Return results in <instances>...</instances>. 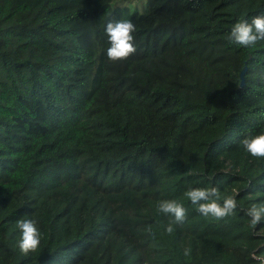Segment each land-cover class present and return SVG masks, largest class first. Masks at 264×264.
I'll use <instances>...</instances> for the list:
<instances>
[{
  "label": "trees",
  "instance_id": "trees-1",
  "mask_svg": "<svg viewBox=\"0 0 264 264\" xmlns=\"http://www.w3.org/2000/svg\"><path fill=\"white\" fill-rule=\"evenodd\" d=\"M136 1L0 0V264L264 261V222L246 215L264 202V158L240 144L264 133V41L228 39L264 0ZM120 20L136 52L112 62L104 29ZM212 187L235 215L185 195ZM22 219L41 232L27 256Z\"/></svg>",
  "mask_w": 264,
  "mask_h": 264
},
{
  "label": "clouds",
  "instance_id": "clouds-1",
  "mask_svg": "<svg viewBox=\"0 0 264 264\" xmlns=\"http://www.w3.org/2000/svg\"><path fill=\"white\" fill-rule=\"evenodd\" d=\"M109 47L106 56L109 61L117 62L126 60L136 52L133 44V33L136 26L130 20L108 22L104 29ZM228 39L231 43L242 47H250L259 41H264V16H256L251 22L244 20L234 24L230 30ZM240 144L244 150L253 158H264V133L246 136L241 139ZM188 200L197 206V211L205 216L216 220H222L228 216L235 215L237 201L233 196L221 197L217 188H192L185 193ZM222 201V202H221ZM157 211L160 214L173 217L174 224H182L187 216L185 207L175 200H162L157 204ZM250 218L252 227L264 222V202L253 203L246 211ZM17 228L20 232L18 242L19 251L27 256L36 252L41 242V232L34 219H22L17 221ZM148 231H151L149 227ZM165 231L171 234L174 229L170 224ZM191 249L185 248L184 255H190ZM254 260L260 261V257L252 254ZM264 264V261H261Z\"/></svg>",
  "mask_w": 264,
  "mask_h": 264
},
{
  "label": "rangeland",
  "instance_id": "rangeland-1",
  "mask_svg": "<svg viewBox=\"0 0 264 264\" xmlns=\"http://www.w3.org/2000/svg\"><path fill=\"white\" fill-rule=\"evenodd\" d=\"M143 1H144V0H143ZM143 5H144V3H143V2L141 3V1L137 0V1H136V3H135V4H133V6H132V11H134V10H135V8H137V9H138V11H141V10H142V7H143Z\"/></svg>",
  "mask_w": 264,
  "mask_h": 264
},
{
  "label": "water",
  "instance_id": "water-1",
  "mask_svg": "<svg viewBox=\"0 0 264 264\" xmlns=\"http://www.w3.org/2000/svg\"><path fill=\"white\" fill-rule=\"evenodd\" d=\"M242 76V75H241Z\"/></svg>",
  "mask_w": 264,
  "mask_h": 264
}]
</instances>
